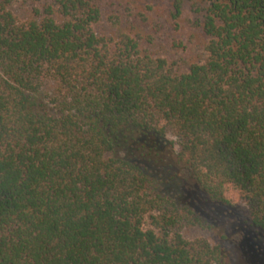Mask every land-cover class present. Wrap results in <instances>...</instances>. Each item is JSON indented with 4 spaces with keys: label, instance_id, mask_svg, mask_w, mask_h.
I'll list each match as a JSON object with an SVG mask.
<instances>
[{
    "label": "trees",
    "instance_id": "1",
    "mask_svg": "<svg viewBox=\"0 0 264 264\" xmlns=\"http://www.w3.org/2000/svg\"><path fill=\"white\" fill-rule=\"evenodd\" d=\"M106 1L0 0V264H230L158 170L264 231V0H169L185 71Z\"/></svg>",
    "mask_w": 264,
    "mask_h": 264
},
{
    "label": "rangeland",
    "instance_id": "2",
    "mask_svg": "<svg viewBox=\"0 0 264 264\" xmlns=\"http://www.w3.org/2000/svg\"><path fill=\"white\" fill-rule=\"evenodd\" d=\"M106 4V14L113 12L123 20L128 19L129 24L134 22L132 15L141 13L146 16V21L137 22L138 27L135 28L143 36L148 34L152 37L148 48L151 54L174 60L182 71L190 63L203 59L205 39L195 25L196 17L191 12L190 3H185L184 12L177 21L170 18L169 0H107ZM119 27L125 28L126 25L112 27L107 23L101 24V30L107 32H116ZM167 138L174 141L170 135ZM172 158L158 172L165 189L174 194L177 202L188 206L207 222L209 230L198 235L206 237L212 244H220L228 253L230 264H264V231L249 224L245 208L242 205L227 208L211 203Z\"/></svg>",
    "mask_w": 264,
    "mask_h": 264
}]
</instances>
